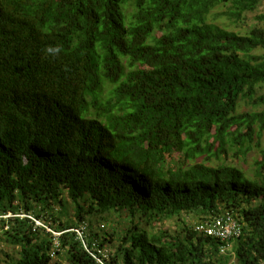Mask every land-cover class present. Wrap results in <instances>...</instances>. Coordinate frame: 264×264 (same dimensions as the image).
<instances>
[{"label": "trees", "instance_id": "obj_1", "mask_svg": "<svg viewBox=\"0 0 264 264\" xmlns=\"http://www.w3.org/2000/svg\"><path fill=\"white\" fill-rule=\"evenodd\" d=\"M263 2L0 0L7 264H264Z\"/></svg>", "mask_w": 264, "mask_h": 264}, {"label": "built area", "instance_id": "obj_2", "mask_svg": "<svg viewBox=\"0 0 264 264\" xmlns=\"http://www.w3.org/2000/svg\"><path fill=\"white\" fill-rule=\"evenodd\" d=\"M12 216H13L12 214H9L8 216H6V218H9ZM37 225H41V224L37 222ZM196 229L199 232H201L203 235L210 236L216 239H220L221 242H223L224 244L231 242V240L233 239L239 238L242 234V230L239 224L236 221L232 220L231 218H228L227 220H223L220 218L216 220L213 225L203 224V225L196 227ZM74 231L77 232L78 237L82 241L84 248L92 256L97 258L101 264H105L103 260L109 255V252L99 247L97 243H93L92 245H90L85 240L84 233L81 230H74ZM54 234L55 236L60 235L58 233L57 234L54 233ZM57 246H58V243H56V247ZM222 252L223 253L225 252V248L222 250ZM99 256H102V258H100Z\"/></svg>", "mask_w": 264, "mask_h": 264}, {"label": "rangeland", "instance_id": "obj_3", "mask_svg": "<svg viewBox=\"0 0 264 264\" xmlns=\"http://www.w3.org/2000/svg\"><path fill=\"white\" fill-rule=\"evenodd\" d=\"M131 9L128 10V12L130 11ZM219 10L221 9H218L217 11L219 12ZM261 14H264V2L262 4L261 7H259V9H257L255 12H248L246 14V21L243 25L241 26H236L235 24H233L232 26L234 27V29H236L237 31L241 32V33H246L247 31H249V28H254L258 25L261 26L260 22L257 20V16L261 15ZM245 106V107H244ZM242 108V111H243V108H244V111H247L249 109H251L249 106L246 107V104H243V106L241 107ZM240 108V109H241ZM250 166V164L248 163L247 167ZM13 217V216H12ZM188 221H192L193 220V223L196 222L194 219H191V218H186ZM176 219H169V220H164V222H160L158 223L156 226H153V225H149L146 221H144V223L142 224V226L144 228H146L147 230L151 231V230H154L155 232H159V230H169V231H175L176 228H177V225H176ZM191 223V224H193ZM49 228V227H48ZM50 231V229H49ZM57 234V233H56ZM9 254L11 256L15 255L14 251L13 250H9ZM17 254V253H16ZM0 258L2 260L1 264H7L9 263L10 261L5 257V255H3L2 253H0Z\"/></svg>", "mask_w": 264, "mask_h": 264}, {"label": "clouds", "instance_id": "obj_4", "mask_svg": "<svg viewBox=\"0 0 264 264\" xmlns=\"http://www.w3.org/2000/svg\"><path fill=\"white\" fill-rule=\"evenodd\" d=\"M47 51H48L49 53H57V52H59V48H52V47H49V48L47 49Z\"/></svg>", "mask_w": 264, "mask_h": 264}]
</instances>
